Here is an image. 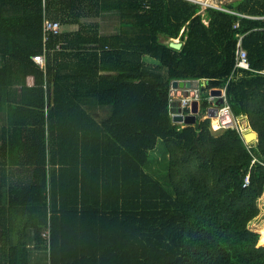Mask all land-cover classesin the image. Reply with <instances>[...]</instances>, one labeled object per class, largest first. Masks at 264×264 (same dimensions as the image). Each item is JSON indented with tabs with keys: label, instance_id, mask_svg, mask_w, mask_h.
Instances as JSON below:
<instances>
[{
	"label": "trees",
	"instance_id": "1",
	"mask_svg": "<svg viewBox=\"0 0 264 264\" xmlns=\"http://www.w3.org/2000/svg\"><path fill=\"white\" fill-rule=\"evenodd\" d=\"M222 8L252 18L188 0H0V264H264V0ZM46 19L64 29L44 44ZM240 37L253 71L235 72ZM179 81L197 86L193 123L192 106L173 120ZM226 85L256 142L212 128ZM158 144L164 183L146 171Z\"/></svg>",
	"mask_w": 264,
	"mask_h": 264
},
{
	"label": "built area",
	"instance_id": "2",
	"mask_svg": "<svg viewBox=\"0 0 264 264\" xmlns=\"http://www.w3.org/2000/svg\"><path fill=\"white\" fill-rule=\"evenodd\" d=\"M208 8H214V9H219L228 13H233L227 9H224L222 7H214V6H209ZM241 18H252L247 15H242V14H236L233 13ZM255 19H261L258 17H255ZM238 27V24L235 26V28ZM44 29V44L47 42L48 38L50 35H59L62 31V28L60 24L57 21H52L50 19H46L43 25ZM243 38L240 37L238 42H237V48H236V66L235 69H238L239 67L246 68L248 70H251L249 68V61H248V53L245 50L243 43H242ZM178 41V40H177ZM45 54H46V49L44 48V52L42 54H34L32 59L33 62L36 63L39 67L42 69L45 68ZM257 73L264 75V68L261 71H257ZM196 84V83H195ZM220 91V94L217 97H213L212 95L209 96L208 101L212 104L214 98H218L220 100L219 105H215L212 108L217 109V112L213 113L211 110H209V114H211L209 117L212 122V128L214 130H224V129H235L238 132L241 133L242 137L245 140L244 134H245V129H241L239 125L238 119L234 116L232 109L230 105L227 102V85L222 88H218ZM174 97H180L181 102L179 104L178 109L172 112V116H181L184 118L185 114L183 111L185 109H191V105L195 102H199V94H198V89L197 86L196 88H175L173 92ZM211 108V109H212ZM191 114V113H187ZM245 143H248L247 140H245ZM249 183V177H246V184Z\"/></svg>",
	"mask_w": 264,
	"mask_h": 264
},
{
	"label": "rangeland",
	"instance_id": "3",
	"mask_svg": "<svg viewBox=\"0 0 264 264\" xmlns=\"http://www.w3.org/2000/svg\"><path fill=\"white\" fill-rule=\"evenodd\" d=\"M188 1L199 4L201 6V8H202L200 14L204 15L205 14L204 10L206 8H208L209 6L223 7L224 5L230 3V2H232L234 0H188ZM49 17L50 16H49V14L47 12L46 18H49ZM261 19H263V17H261ZM204 21H206V20L204 19ZM104 25H105L107 30H109V31L111 30V28H112V22L111 21L106 20L104 22ZM63 29L64 28H62V30ZM33 76H34L33 74H29V76H27V78H26L27 79V83L31 84L33 82V80H34ZM212 96L213 97H217L218 95L217 94H213ZM215 105L218 106L219 103H217ZM238 121H239V125H240L241 129L242 128L243 129H249L250 128L244 117L239 118ZM248 140H251V139H248ZM159 144H158V146H157V148L155 150L151 151V159H150V163H149L148 167H146V171L149 172L150 174L154 175L155 177L160 179L161 182L164 183L165 182V178H166V172H167L166 159H163L164 152H163V149L161 147H159ZM260 205H262V201H261ZM261 215H264L263 210H262L260 216ZM254 224H255V222L251 225L252 228H253Z\"/></svg>",
	"mask_w": 264,
	"mask_h": 264
},
{
	"label": "water",
	"instance_id": "4",
	"mask_svg": "<svg viewBox=\"0 0 264 264\" xmlns=\"http://www.w3.org/2000/svg\"><path fill=\"white\" fill-rule=\"evenodd\" d=\"M170 46L172 48H175V49H180L182 47V43L180 41H173V42H171ZM173 86H174V88H176V87H179V88L187 87V88H189L190 87V83H189V81H186V82L179 81V82H174ZM211 94L212 95L213 94L219 95L220 94V91H219V89H213L211 91ZM191 106H192L191 112L193 113V115H189V116H186L184 118V121L187 122V123H193L195 121V115L198 113L197 103L194 102ZM210 110L213 113L217 112V109H215V108H212ZM181 119H182L181 116H175V117H173V120L180 121ZM247 130L249 131L248 134H254L255 135V138H252L250 141L256 140L257 139L256 133H254L251 130V128H249ZM244 137H245V134H244ZM245 139H247V138L245 137Z\"/></svg>",
	"mask_w": 264,
	"mask_h": 264
},
{
	"label": "crops",
	"instance_id": "5",
	"mask_svg": "<svg viewBox=\"0 0 264 264\" xmlns=\"http://www.w3.org/2000/svg\"><path fill=\"white\" fill-rule=\"evenodd\" d=\"M250 71H253V70H250ZM255 72V71H254ZM257 72V71H256ZM246 120V119H245ZM247 122V121H246ZM246 131V133H245V135L247 134V136H246V138H248V139H252V138H255V135L254 134H248V130L247 129H245ZM250 137V138H249ZM245 140H247V139H245ZM248 141V143H254V142H256V140H253V141H250V140H247Z\"/></svg>",
	"mask_w": 264,
	"mask_h": 264
},
{
	"label": "bare ground",
	"instance_id": "6",
	"mask_svg": "<svg viewBox=\"0 0 264 264\" xmlns=\"http://www.w3.org/2000/svg\"><path fill=\"white\" fill-rule=\"evenodd\" d=\"M240 69H243V70H248V69H246V68L239 67L238 69H236V70H235V72H236V71H238V70H240ZM235 72H234V73H235ZM245 133H246V132H245ZM246 136H247V134L245 135V137H246ZM249 138H250V137H249Z\"/></svg>",
	"mask_w": 264,
	"mask_h": 264
}]
</instances>
